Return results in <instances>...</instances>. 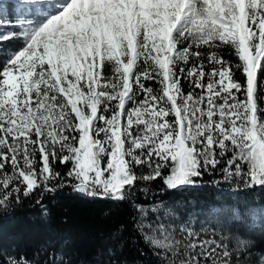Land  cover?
I'll return each mask as SVG.
<instances>
[{
    "label": "snow or ice",
    "instance_id": "6c2138e0",
    "mask_svg": "<svg viewBox=\"0 0 264 264\" xmlns=\"http://www.w3.org/2000/svg\"><path fill=\"white\" fill-rule=\"evenodd\" d=\"M0 30V209L65 182L117 202L217 172L264 190V0H0ZM132 207L157 264H254L238 234Z\"/></svg>",
    "mask_w": 264,
    "mask_h": 264
},
{
    "label": "trees",
    "instance_id": "16d2710c",
    "mask_svg": "<svg viewBox=\"0 0 264 264\" xmlns=\"http://www.w3.org/2000/svg\"><path fill=\"white\" fill-rule=\"evenodd\" d=\"M14 47V41L0 44V48ZM260 90L258 87V93ZM70 167L57 165L56 170L66 176ZM220 180L219 172L208 174L198 187L182 191H161L160 181L141 182L128 202L84 195L74 191L71 182L62 183L54 192L40 189L28 196L21 192L18 202L13 200L6 211L0 209V264L12 260L28 264H157L135 228L138 214L132 205L149 208L160 201L174 208L178 216L191 217L197 222L194 226L216 229V238L226 237L224 242L230 248L235 246L234 234L251 241L249 259L256 264L264 255V225L251 223L247 216L233 222L231 209H259L264 206V190L213 183Z\"/></svg>",
    "mask_w": 264,
    "mask_h": 264
},
{
    "label": "rangeland",
    "instance_id": "374dc122",
    "mask_svg": "<svg viewBox=\"0 0 264 264\" xmlns=\"http://www.w3.org/2000/svg\"><path fill=\"white\" fill-rule=\"evenodd\" d=\"M20 13H18V15H19ZM0 31H2V30H0ZM209 232H211V230H209Z\"/></svg>",
    "mask_w": 264,
    "mask_h": 264
}]
</instances>
